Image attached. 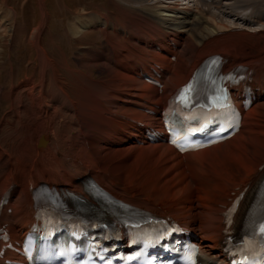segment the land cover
Instances as JSON below:
<instances>
[{
  "label": "bare ground",
  "instance_id": "obj_1",
  "mask_svg": "<svg viewBox=\"0 0 264 264\" xmlns=\"http://www.w3.org/2000/svg\"><path fill=\"white\" fill-rule=\"evenodd\" d=\"M116 1L112 5L120 13L114 17L106 8L88 13L75 9L71 26L61 31L60 39L68 42L87 31L97 33L73 58H61L70 78L65 82L42 47L49 13L45 0H38L41 19L28 33L38 62L37 83L32 77L9 90L0 87V101H11L0 121V133L6 123L11 125L9 135H0V200L9 193L0 209V227L6 225L11 237L22 241L21 231L36 220L33 189L42 183L99 212L86 190L94 182L123 205L169 215L195 228L199 261L224 262L223 211L243 194L230 228L237 234L264 183V0H196L193 7L158 0ZM210 8L243 16L244 27H229ZM259 26L263 29L257 30ZM22 32L15 30L12 40ZM52 41L48 36V45ZM215 54L227 57V70L238 63L255 72L249 90L256 99L243 113L238 132L183 154L164 142L142 141L141 125L158 127L169 95ZM139 68L146 73L161 69L162 91L139 78ZM247 131L251 135L245 143L251 147L242 148L239 142ZM221 155L236 160L234 165L216 170ZM8 257L19 258L13 252Z\"/></svg>",
  "mask_w": 264,
  "mask_h": 264
},
{
  "label": "rangeland",
  "instance_id": "obj_2",
  "mask_svg": "<svg viewBox=\"0 0 264 264\" xmlns=\"http://www.w3.org/2000/svg\"><path fill=\"white\" fill-rule=\"evenodd\" d=\"M157 1V0H156ZM163 4H178L182 7H193L196 4V0H158ZM260 1V0H257ZM225 2V1H223ZM234 0H226V4H232ZM261 2V1H260ZM264 2V1H263ZM113 3H118L116 0H45V6L49 13L48 27L46 34L43 37L42 47L46 50L48 56L55 62L59 77L65 82H70V78L66 75V70L61 68V58L67 56L69 58L74 57V52L82 46H88L95 38V31H87L78 38V41L68 42L66 38L60 39V33L63 29H67L71 26V20L75 13V9L78 12H103V8L110 13V17H114L115 14L120 12L116 10V6ZM264 4V3H263ZM112 5V6H111ZM205 9H207L205 7ZM127 9L122 10L123 16H127ZM39 11V12H38ZM210 12L217 15L223 20L229 27L238 25L244 27L243 16L237 14H228L227 12H220L215 8H210ZM237 15V16H236ZM6 16V17H5ZM3 17V19H2ZM41 13L38 6V0H0V25L3 26V30L0 31V87L5 90H9L10 86L14 83H19L25 78H34L37 83L38 76H35V66L37 65L36 51L33 47L31 38H29V32L35 28V25L40 22ZM16 25V28L14 27ZM258 28L263 29L259 26ZM24 30L20 33L19 37L12 40L15 30ZM94 34V35H93ZM48 36L52 38V43L48 45ZM87 42V43H86ZM93 76H98V70L96 67H92ZM53 73V70H51ZM11 107V101H0V121L3 116L8 112ZM10 120L14 121L13 117ZM11 125L6 123L4 130L0 133L1 137L9 135L11 132L8 128ZM246 129V128H245ZM249 134V135H248ZM246 135V136H245ZM244 135V140L239 142L242 148H250V143H245L247 138L251 135L247 131ZM241 143V144H240ZM42 144V141H39ZM244 145V146H243ZM241 153V150L236 152ZM137 157V156H136ZM134 157L133 160L136 159ZM236 160L230 159L223 155L217 157L218 165L215 166L216 170H224L232 167ZM134 163V162H133ZM219 166V167H218ZM223 172V171H222Z\"/></svg>",
  "mask_w": 264,
  "mask_h": 264
},
{
  "label": "snow or ice",
  "instance_id": "obj_3",
  "mask_svg": "<svg viewBox=\"0 0 264 264\" xmlns=\"http://www.w3.org/2000/svg\"><path fill=\"white\" fill-rule=\"evenodd\" d=\"M259 232H260L261 234H264V223H261V224L259 225Z\"/></svg>",
  "mask_w": 264,
  "mask_h": 264
}]
</instances>
